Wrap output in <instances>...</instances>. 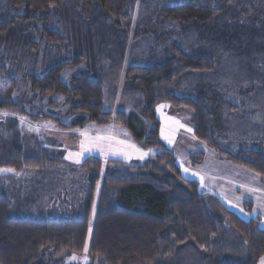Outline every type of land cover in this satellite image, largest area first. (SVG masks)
<instances>
[{
  "label": "trees",
  "instance_id": "trees-1",
  "mask_svg": "<svg viewBox=\"0 0 264 264\" xmlns=\"http://www.w3.org/2000/svg\"><path fill=\"white\" fill-rule=\"evenodd\" d=\"M75 1L83 12L93 6L104 11L115 25L129 19L128 0ZM231 2L227 0V5ZM10 4L25 10L23 17H14L15 21L28 19L30 13H42V21L47 22L48 11L61 9L64 0H10ZM222 10V6L213 7L211 0H180L163 8L161 15L181 24H204ZM7 30L0 11V34ZM44 34L50 42L61 40L46 27ZM82 60L76 55L68 63L51 66L39 79L30 76L32 89H39L41 96L61 94L77 102L73 112L82 115L60 128L107 125L114 118L134 143L155 153L133 162L86 157L76 172L71 171L72 179L64 180L67 177L60 170V149L40 144L19 127L14 116L29 120L36 117L11 99L15 82L7 77L10 85L0 96V112L13 116L0 120V170L11 169L13 174L0 175V264H81L68 260L73 255L85 256V264H257L264 256V228L260 227L259 216L243 219L227 210L214 195L200 193L198 182L183 176L174 154L158 135V104L187 108L197 140L221 160L256 173L264 184V153H230L222 148L214 138L213 115L205 98L179 97L172 90L173 82L185 74L212 73V56H189L175 46L172 55L159 66H130L125 70L126 79L146 94L148 105L143 112L153 124L148 133L139 115L102 110L101 80L82 74L69 86L63 83L59 77L62 69ZM1 62L0 58V75L6 77ZM203 157V152H198L188 159L193 166H200ZM206 200L215 201L225 214L233 232L226 235L229 241L224 240L225 236L216 241L220 233ZM245 204L250 211L252 205Z\"/></svg>",
  "mask_w": 264,
  "mask_h": 264
},
{
  "label": "rangeland",
  "instance_id": "rangeland-1",
  "mask_svg": "<svg viewBox=\"0 0 264 264\" xmlns=\"http://www.w3.org/2000/svg\"><path fill=\"white\" fill-rule=\"evenodd\" d=\"M178 1L128 0V21L115 25L104 11L93 6L83 12L75 0H64L61 9H50L47 22L42 21V13H30L28 19L15 21V16L25 15L24 7L13 8L10 0H0L1 16L8 24V30L0 34L1 65L7 75H0V96L10 85L7 77L12 78L15 85L11 99L20 102L27 114L36 117L29 120L25 116H14L19 127L28 131L30 137L40 144H53L60 149L59 157L63 161L60 170L67 177L64 180L72 179L71 171H77L83 158L74 154V158L71 155L69 159L63 144L53 139L54 135L65 137L70 134L67 131L115 126L114 131L129 136L114 118L107 125L89 123L82 129L64 130L60 127L68 126L82 115L73 112L77 102L61 94L41 96L39 89H32L30 76L39 79L51 66L68 63L76 55H81L83 60L60 72L59 77L65 85L69 86L74 77L88 74L90 78L102 81L103 90L108 89L106 97L110 103L104 105L103 111L118 104L115 107L118 109H112L111 114L123 110L129 115L135 113L139 116L146 98L135 90L133 95L130 86L122 83L121 73L128 67L159 66L172 55L175 46L189 56H212L215 66L212 73L185 74L173 82V92L179 97L205 98L213 115L214 138L222 148L230 153L239 150L264 153V0H232L229 5L227 0H211L213 7L222 6L223 10L204 24L195 21L181 24L164 19L161 10ZM44 27L57 33L61 40L50 42L44 34ZM135 87L141 89L137 85ZM122 89L125 94L120 98ZM172 113L174 126L181 135L178 143L168 142L167 146L178 156L177 163H180L183 176L196 180L200 193L214 195L227 210L241 218L259 216L260 227L264 228V184L259 175L221 160L214 150L198 141L188 131L191 129L190 110L181 107ZM12 116L9 112H0V120ZM144 121L148 133L153 124L148 118ZM161 124L165 136L172 134L170 121L161 117ZM198 152L204 154L199 167L193 166L188 159L189 155ZM197 168L198 172L191 175L189 169ZM1 174H13V171L0 170ZM98 191L99 184L90 222L94 217ZM245 203L252 205L250 211ZM206 205L220 233L216 241L232 234L218 204L206 200ZM89 234L90 229L85 248ZM224 240L229 241V238ZM68 260L85 264L87 258L73 255Z\"/></svg>",
  "mask_w": 264,
  "mask_h": 264
},
{
  "label": "crops",
  "instance_id": "crops-1",
  "mask_svg": "<svg viewBox=\"0 0 264 264\" xmlns=\"http://www.w3.org/2000/svg\"><path fill=\"white\" fill-rule=\"evenodd\" d=\"M121 76L122 77V83H125L127 84V86L129 85L131 90L133 91V95H134V90L137 92H139L141 94V92L144 94L145 96V104L143 106V109L141 110V112L139 113L140 114V118H142V122L144 123V125L146 124L145 123V118H147L145 115H144V110L146 109L147 105H148V101H147V97H146V94L144 93V91H139V90H142V89H137L135 87L136 84L132 83L131 81L127 80L125 75H124V72L121 73ZM123 88V86H122ZM107 92H108V89H104L103 90V96H102V109L104 107V105L106 103H110V102H107L108 98L106 97L107 96ZM123 94H125V92L123 91L122 89V93H120L118 97H122ZM119 99V98H118ZM112 105V104H111ZM118 104H116L114 106V108H108L107 110H105L106 112H112V109H118V108H115ZM109 107H113V106H109ZM159 109V110H158ZM178 108H174V107H171L167 104H159L156 106V109H155V114H156V117L159 121V125H158V135H159V138L161 139V141L164 143L165 147L167 149L168 146V139H165V137H168L172 140V143L175 144V143H178V139L180 140V136L181 133L178 131V128H176V126H174V122H175V118L173 116V111H177ZM117 111V110H116ZM161 117H163L166 121H170L171 122V125L173 128H171V133H169V136H165L164 132H163V135H162V124H161ZM191 120V113H190V119L189 121ZM114 125V124H112ZM115 126H106V127H96V129H87V130H80V131H67V132H70L69 135H66L65 137H60L58 135H54L55 137H53L54 140H58L59 142H61L64 146V150H65V153L66 155L69 157V159L71 158V155L73 156L74 158V154L76 153H79L81 152V141L85 140V137L84 136H81L80 133L81 132H84L87 134V137L89 138H95L97 136H112L115 138V140L113 141H99V143H101L103 146H104V154L101 153V151L97 148H94L91 152H86L84 153L83 156L81 157H78L80 159L82 158H86V157H92V156H96V157H99L101 159H103L104 161L105 160H108V159H114V160H122V161H127V162H133V161H142L144 159H146L148 156L154 154V150H151V149H143L141 148L140 146H138L136 143H134L131 138L129 136H127V134L125 133H118L116 131H114ZM98 128V129H97ZM121 129V128H120ZM119 129V130H120ZM124 129V128H123ZM117 130V129H116ZM125 130V129H124ZM121 132L123 131L122 129L120 130ZM126 131V130H125ZM146 131V130H145ZM124 132V131H123ZM127 132V131H126ZM191 132H192V127H191ZM193 134V133H192ZM72 135H75V137H73ZM194 136V135H193ZM193 137H191L192 139ZM193 140V139H192ZM75 143H73V142ZM116 141H125L127 144H130V145H135L136 148L138 149H141L143 152H146L148 153L146 156H144L143 159H140L139 158V153L135 152L134 150L132 149H128V152L130 154V158H126L124 155L122 154H112L109 150H108V145L109 143H112V144H115ZM199 141V140H198ZM151 150V151H149ZM170 150V149H169ZM171 151V150H170ZM172 152V151H171ZM174 154V152H172ZM186 154H184L183 156H185ZM66 156V157H67ZM177 162H178V156H176L174 154ZM180 164V163H179ZM199 167V166H198ZM189 172L191 175H194V173H197L198 172V168L195 169V170H192V169H189ZM263 228V227H262ZM245 254V253H244ZM264 257V256H263ZM257 264H261V258L259 259L258 263Z\"/></svg>",
  "mask_w": 264,
  "mask_h": 264
},
{
  "label": "snow or ice",
  "instance_id": "snow-or-ice-1",
  "mask_svg": "<svg viewBox=\"0 0 264 264\" xmlns=\"http://www.w3.org/2000/svg\"><path fill=\"white\" fill-rule=\"evenodd\" d=\"M60 99H63V97H60ZM159 110V109H158ZM181 127H183V125H181ZM188 131H191V129H188ZM81 136L85 137V140L81 141V152L76 153L77 157H81L84 155V153L86 152H91L94 148H97L101 151L102 154H104V146L99 143V141H113L115 140L114 137L112 136H97L95 138H89L87 137V134L84 132L80 133ZM162 135H163V130H162ZM165 139H168L169 143H172V140L168 137H165ZM128 149H132L135 152L139 153V158L143 159L144 156H146L148 153L143 152L141 149L136 148L135 145H130L127 144L125 141H116L115 144L109 143L108 145V150L112 153V154H122L124 155L126 158H130V154L128 152ZM151 151V150H149ZM77 163L80 162L79 159L76 160ZM3 171H12L11 169H5ZM185 171L187 172V169H185ZM95 207V205H94ZM87 249V246L85 248V250ZM75 257H73L74 259ZM261 264H264V257H261Z\"/></svg>",
  "mask_w": 264,
  "mask_h": 264
}]
</instances>
